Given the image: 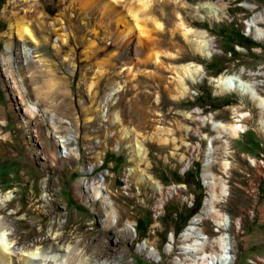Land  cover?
<instances>
[{"label":"rangeland","instance_id":"obj_1","mask_svg":"<svg viewBox=\"0 0 264 264\" xmlns=\"http://www.w3.org/2000/svg\"><path fill=\"white\" fill-rule=\"evenodd\" d=\"M75 1L0 0V241L21 252L69 246L70 252L54 249L49 264H78L83 254L88 258L83 264H177L180 258L189 263L180 238L194 216L186 214L195 196L202 197L198 213L205 204L210 155L217 191L220 183L227 185L217 208L231 222L224 230L212 217L201 222L206 249H216L211 241L225 232L232 264H264L260 109L235 92L216 93L208 79L186 80L184 98L176 91L178 70L192 63L213 77L243 72L264 95V39L246 31L247 21L264 10V0H149L148 5L113 0L112 11L102 2L81 7ZM202 5L220 6L221 16L211 18ZM135 13L145 18L143 28L136 26ZM120 15L134 28L132 39L124 37ZM16 18L25 20L37 43L20 37ZM259 25L264 28V20ZM188 26L204 29L213 40L216 51L210 57L185 40L180 30ZM64 32L66 42L60 38ZM155 55L161 64L153 61ZM114 85L121 87L112 93ZM19 94L35 101L40 112L28 116ZM235 105L250 112L244 133L213 138L215 129L198 116L231 122ZM196 108L200 113L192 112ZM134 143L140 144L139 153ZM184 156L193 162L192 180L155 219L153 202L188 172L179 173ZM8 193L11 199L5 200ZM142 243L156 248L154 256ZM0 264L24 263L0 252Z\"/></svg>","mask_w":264,"mask_h":264},{"label":"bare ground","instance_id":"obj_2","mask_svg":"<svg viewBox=\"0 0 264 264\" xmlns=\"http://www.w3.org/2000/svg\"><path fill=\"white\" fill-rule=\"evenodd\" d=\"M67 1L68 0H65V2ZM73 1L75 0H72V2ZM114 1H118V0H114ZM114 1L113 0H108V1L107 0H80V2L84 4L81 7L88 6V5H94V7L95 6L99 7V4L102 2V5L104 3L103 6L106 8V10L107 8H110L111 11L114 6L113 4ZM84 2L86 3L89 2V3L88 5H86ZM139 2H141L142 4H146V5L150 3L149 0H139ZM203 7L208 8L209 16H211V18L217 19L221 16L218 10L220 6L210 7V6L204 5ZM245 7L255 8L256 6L247 4L245 5ZM199 8H200V5L193 6L194 10H197ZM133 15L136 19V24H137L136 26H140L141 28H143L145 18L138 19L137 17L139 16V14L137 17H136V13ZM124 17H125L124 15H120L119 22L120 21L123 22L124 20L122 18ZM60 20L61 19H59V21ZM262 20H264V10L260 11L259 13H257L255 16H253L251 19L247 21L246 31L249 34H252L256 40L264 39V28L259 25V22ZM15 21H16L17 31L20 37H30L36 43L38 42L34 31L29 27L28 24L25 23V20L23 18H16ZM125 25H126V29L124 30L125 32L124 37L130 39L132 37V34H134L133 33L134 28L131 27V25L126 24V22H125ZM145 31H146L145 29H141L142 33ZM180 31H181V34L184 36L185 40L192 45V48L194 49V51L199 52L203 58L210 57L216 51L213 40L210 38H206L208 37V34L204 29L202 30V29H197V28L188 26ZM140 37H141V34L139 35V42H140ZM60 38L66 42L68 39V35L65 32L61 33ZM90 49L92 50L95 48L91 46ZM153 61L157 63L158 65L161 64L159 55H155L153 57ZM178 71L181 74L179 76L178 87L176 88L177 95L179 96V98H184L186 96L187 91L189 90V85L187 84L186 80H188L191 83L196 84V83L204 81L205 79H208L210 83H212L213 86L216 87L215 89L216 93L235 92L239 94L241 97H248L252 102H254L256 106L260 109V113H261V116L258 120V130L264 134V95L260 94L258 92V89H256L255 87V85L257 84L256 81L250 80V79H244L242 76L243 72H239V73L231 72L230 73L228 71H225L217 75L216 77L209 76L207 72L204 70V67H202L199 64H192V63L183 64L180 67V70ZM97 72L99 73V76L100 74L103 73V70L100 66ZM253 74H254L253 72H250V75H253ZM99 76H96V77H99ZM114 86L115 87L113 88L112 93L116 92L121 87L119 85H118L119 87H116V85ZM19 95H20V98L23 101H25V106H26L25 112L28 116H31V117L35 116V114L40 112V109L37 106V103L35 101H29V99L26 98L27 97L26 95H22V94H19ZM232 109H233L234 115L232 117L233 120L231 122H224V121L217 120L213 117V115H201V116H198V118H200L203 121L205 120L204 122L207 121L208 123L212 125V127L216 131V135H214L213 138L223 137L224 135H228L233 138L239 137L240 130H242V128H245V127H243L241 124L238 123L239 121L238 117L246 116L247 113L241 110L240 106H236V105L232 106ZM200 111L201 110L196 108L192 112L200 113ZM115 117H116V120L119 122L120 120L118 118L119 116L116 115ZM52 118L53 116L50 115V119ZM213 138H210V140H212ZM225 149H226V153L230 152L229 147H225ZM133 150L136 153H139L140 144L134 143ZM209 150H210V146H208V151ZM208 154H210V151ZM207 157L208 158L206 159L207 163L205 162L204 175H206L208 179L207 185H208L209 192H208L206 200L204 199L205 204L202 207L201 211L198 214L194 215L192 219L189 220L190 222L188 226H186V228L183 230L181 234V238H180L182 241V244L180 245L182 249L181 252L186 256L185 257L186 259H190V262L187 263L185 260L180 258L176 262L177 264H232L233 263L234 256L233 254L230 253L228 249V236L224 234L225 232L224 233L221 232L219 236H216V238L213 241H211L213 243H216V246L218 249L216 248L208 252L206 249V242H207L208 236L205 235L202 227L200 226L201 222L204 219L209 218V217L214 218L217 226L221 228L222 230L228 228L231 222L229 217L224 212L222 213L221 211H219V209L217 208V202H219L223 198V196L227 194V185L223 182L220 183V189L219 191H217L216 189L217 178L209 170L210 165L213 163L214 160L210 159V155H208ZM252 162H255V160H252ZM223 164H224L225 169L230 168V161L224 160ZM146 177L148 179H151L149 175L147 174H146ZM99 181H100V178L97 182ZM156 187L159 188L158 186ZM94 188H95L94 189L95 194L100 195L102 193V191L99 190L101 189V186L99 184H96ZM181 188L182 186L180 185L176 186L175 191L177 194L179 193ZM10 199H11V196L8 193L6 195L5 200H10ZM158 200L161 204L165 201V198L161 197ZM113 212L115 213L116 211L111 209L109 212L110 217H112V219L113 217H115L113 216L114 214H112ZM115 215L117 214L115 213ZM124 224L126 226H129L130 223L128 221H124ZM52 246L54 247L53 249H51L52 248L51 247L44 251L27 248L26 250L24 249L21 252V251H18V248H14L13 246L12 248L11 247L9 248L0 241V252H2V254L4 253L5 257L13 258V256H19L24 264H49L51 259L55 256L53 253L54 249L62 250L66 252H70L71 250L69 246L65 247L64 245L61 246L59 244L58 245L54 244ZM140 246H142V248L146 250L147 253H149V255L151 256H154L155 252L157 251L155 247H152L148 245L147 243H142ZM167 249L168 250L172 249L171 243L167 245ZM77 260H79L78 264H83V263L88 262V258L84 254L82 256L79 255V257H77Z\"/></svg>","mask_w":264,"mask_h":264},{"label":"built area","instance_id":"obj_3","mask_svg":"<svg viewBox=\"0 0 264 264\" xmlns=\"http://www.w3.org/2000/svg\"><path fill=\"white\" fill-rule=\"evenodd\" d=\"M194 93V92H193ZM245 112V111H244ZM246 113H247V115L246 116H243V117H238L239 118V121H238V123L239 124H241L243 127L245 126V124H244V121L247 119V118H249L250 117V112L249 111H246ZM244 130H245V128H242V130H240V133H244ZM262 135H263V133H261ZM264 136V135H263ZM194 145H189V146H187V149L189 150H191V151H193L194 150ZM193 162H192V160L190 159V157L189 156H184L183 158H182V160L180 161V163H179V173H180V175H183L184 173H186L187 171H189L190 170V168H191V164H192ZM259 163L260 164H264V161H263V159H260L259 160ZM201 167H202V164H201ZM175 185H182V188H181V190H180V192L179 193H181V192H184L185 191V189H186V184L185 183H181V182H179V181H175V182H173V183H171V185H169L168 187H166V189H165V192H164V194L163 195H161V196H159L157 199H159V198H161V197H163L164 196V198H165V201L163 202V203H161L160 204V202H159V200H155L154 202H153V205H152V209H151V211H152V213H153V217L155 218V219H158V218H160L161 216H162V213H163V208H164V205H165V202L167 201V200H169L170 198H172L174 195H177V193H176V191H175ZM183 189V190H182ZM205 198V197H204ZM190 200V199H189ZM190 202V201H189ZM190 203H192V202H190ZM192 205V204H191ZM225 235H227V234H225ZM228 236V235H227ZM230 246H231V244H230V240L228 239V249H230ZM254 263H256V261H253Z\"/></svg>","mask_w":264,"mask_h":264},{"label":"trees","instance_id":"obj_4","mask_svg":"<svg viewBox=\"0 0 264 264\" xmlns=\"http://www.w3.org/2000/svg\"><path fill=\"white\" fill-rule=\"evenodd\" d=\"M106 163H107V161H106ZM192 176H193V173L190 172V171H188L185 174L184 177L181 178L180 176H178L177 177V180L178 181H183L184 183H187L188 184L189 182H191ZM196 184H197V187H200V183L199 182H197ZM201 201H202V197L200 196V194L196 195L195 198H194V202H193L192 206H190L188 208V212H187L186 216L190 217L193 214L195 215V213L199 210V208L201 206Z\"/></svg>","mask_w":264,"mask_h":264},{"label":"water","instance_id":"obj_5","mask_svg":"<svg viewBox=\"0 0 264 264\" xmlns=\"http://www.w3.org/2000/svg\"><path fill=\"white\" fill-rule=\"evenodd\" d=\"M203 201H204V199H203ZM202 204H203V202H202ZM190 220V219H189Z\"/></svg>","mask_w":264,"mask_h":264}]
</instances>
